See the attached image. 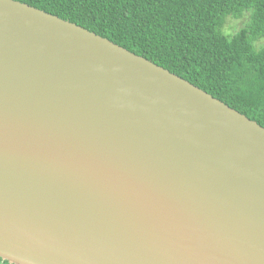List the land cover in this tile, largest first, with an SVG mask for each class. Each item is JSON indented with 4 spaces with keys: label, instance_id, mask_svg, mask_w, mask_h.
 <instances>
[{
    "label": "water",
    "instance_id": "water-1",
    "mask_svg": "<svg viewBox=\"0 0 264 264\" xmlns=\"http://www.w3.org/2000/svg\"><path fill=\"white\" fill-rule=\"evenodd\" d=\"M0 258L264 264V126L75 22L0 0Z\"/></svg>",
    "mask_w": 264,
    "mask_h": 264
},
{
    "label": "trees",
    "instance_id": "trees-1",
    "mask_svg": "<svg viewBox=\"0 0 264 264\" xmlns=\"http://www.w3.org/2000/svg\"><path fill=\"white\" fill-rule=\"evenodd\" d=\"M19 1L152 60L264 126V0Z\"/></svg>",
    "mask_w": 264,
    "mask_h": 264
}]
</instances>
